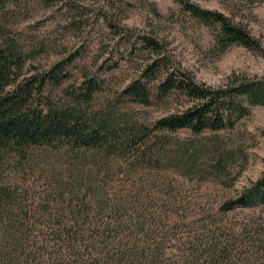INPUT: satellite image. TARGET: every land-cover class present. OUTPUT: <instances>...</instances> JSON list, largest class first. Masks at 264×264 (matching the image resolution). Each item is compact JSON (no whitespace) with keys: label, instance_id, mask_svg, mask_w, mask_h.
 <instances>
[{"label":"rangeland","instance_id":"374dc122","mask_svg":"<svg viewBox=\"0 0 264 264\" xmlns=\"http://www.w3.org/2000/svg\"><path fill=\"white\" fill-rule=\"evenodd\" d=\"M125 1L133 5L125 13L116 0H14L1 12L10 36L35 55L22 71V77L36 80L31 106L59 110L80 105L87 126L104 120L114 133L112 147L106 146L109 152L68 143L45 150L32 170L21 171L20 187L35 198L31 203L59 177L66 198L81 201L84 193H102L120 200L126 211H222L226 200L264 173V106H251L232 129L164 131L155 129V123L191 102L176 91L162 94L158 88L167 73L177 70L211 87L241 77L264 79V0H192L225 14L257 43L225 51L217 48L213 27L191 17L174 0ZM103 14L111 21H104ZM118 16L123 30L114 27ZM143 37L158 48L142 42ZM60 61L66 64L56 83L48 72ZM133 82L146 89L147 100L124 93ZM77 97L79 102L74 101ZM184 149L194 155V162L183 156ZM233 211L231 216L239 217L264 211V205Z\"/></svg>","mask_w":264,"mask_h":264},{"label":"trees","instance_id":"16d2710c","mask_svg":"<svg viewBox=\"0 0 264 264\" xmlns=\"http://www.w3.org/2000/svg\"><path fill=\"white\" fill-rule=\"evenodd\" d=\"M12 1L0 5V264H264V211L231 216L238 207L264 205V173L250 188L226 200L222 211L211 213L126 211L120 200L97 192L84 193L81 201L66 198L59 177L53 178L39 201L30 202L35 198L22 191L20 174L32 170L45 150L68 143L109 152L114 133L104 120L87 126L80 105L59 110L31 106L36 80L22 77V71L35 55L1 23L5 15L1 12ZM116 1L121 13L133 6ZM174 2L203 25L213 27L219 50L257 46L249 32L225 14L204 9L192 0ZM102 17L107 22L112 19L106 14ZM114 27L123 30L119 16ZM141 40L158 48L148 38ZM65 64L56 63L48 78L59 83ZM44 85L42 79L39 88ZM158 89L162 94L176 91L191 102L184 111L155 123V129L170 132L232 129L251 106H264L262 78H235L225 86L211 87L177 70L167 73ZM145 90L133 82L124 93L147 100ZM182 152L188 162H194L187 149Z\"/></svg>","mask_w":264,"mask_h":264}]
</instances>
